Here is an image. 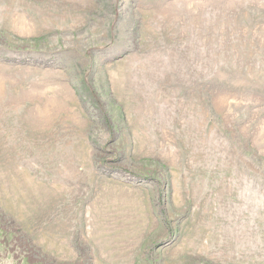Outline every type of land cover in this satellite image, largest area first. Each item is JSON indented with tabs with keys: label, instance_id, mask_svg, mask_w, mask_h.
Here are the masks:
<instances>
[{
	"label": "rangeland",
	"instance_id": "1",
	"mask_svg": "<svg viewBox=\"0 0 264 264\" xmlns=\"http://www.w3.org/2000/svg\"><path fill=\"white\" fill-rule=\"evenodd\" d=\"M0 264H264V0H0Z\"/></svg>",
	"mask_w": 264,
	"mask_h": 264
}]
</instances>
